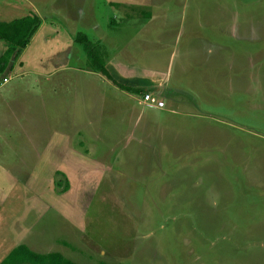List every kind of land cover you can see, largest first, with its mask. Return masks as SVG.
I'll return each instance as SVG.
<instances>
[{"label":"rangeland","instance_id":"374dc122","mask_svg":"<svg viewBox=\"0 0 264 264\" xmlns=\"http://www.w3.org/2000/svg\"><path fill=\"white\" fill-rule=\"evenodd\" d=\"M75 1L40 5L60 35L30 38L0 74V163L15 178L1 246L79 264H264V0H94L88 25L64 23ZM149 79L171 87L153 92L162 109L141 100Z\"/></svg>","mask_w":264,"mask_h":264},{"label":"trees","instance_id":"16d2710c","mask_svg":"<svg viewBox=\"0 0 264 264\" xmlns=\"http://www.w3.org/2000/svg\"><path fill=\"white\" fill-rule=\"evenodd\" d=\"M40 23V17L31 10L29 13L13 17L9 20H0V39L5 47L0 53V73L5 69L10 58H16L26 46L33 32ZM75 40L80 44L87 57L86 66L90 70L109 76L104 61L99 52L97 43L90 41L82 32L75 34ZM128 91L135 89L122 85ZM0 264H79L58 251L37 252L24 242L13 245L0 259Z\"/></svg>","mask_w":264,"mask_h":264},{"label":"crops","instance_id":"0c3cea01","mask_svg":"<svg viewBox=\"0 0 264 264\" xmlns=\"http://www.w3.org/2000/svg\"><path fill=\"white\" fill-rule=\"evenodd\" d=\"M47 1L48 0H41V1L40 0H0V20H9V19H11L13 17H18V16H21V15L27 14L31 10H33L40 17V23H39V25L37 26L36 30L33 32L32 36L30 38L32 39L34 37L36 40L44 42V41L47 40L48 37L51 36V34L52 35H56V36L60 35V31L57 29L59 27L57 25H54L55 28L52 25H50V27L52 28V31H53L50 34H47V32H45V31H43L41 29L42 24H43V20L41 18V14H40V11L38 9L41 6H44V5H48V4L52 5V3H55L56 0H49L48 3L46 4ZM102 1H103L102 5H101L102 8H105V7L109 8L113 1L115 3L125 4V5H128V6L130 5V3H136V4L145 3L147 5L146 7H149L150 9H153V7L156 4V3H154L153 0H145V1H141V2L139 0H134V1L133 0H102ZM90 10L91 11L95 10L94 0H77V1L74 2V6H73L72 11L71 10L67 11L69 13V15H70L69 19H67V13L65 15H63L62 18L65 20L64 23L67 22L69 24H72V22H73L72 20H74L76 22L77 21L78 22L81 21V22H83V24L88 25L86 23V20H88V16L87 15H88V12ZM230 23H232V22H230ZM100 24L101 23H100L99 19H95L92 25L93 26H96V25L100 26ZM1 41L3 42V40H1ZM29 41H30V39H29ZM27 44H26V46H27ZM206 44H207V46H206V48H207L210 44H208V42H206ZM4 47H5V44L3 42V44L0 45V53L3 51ZM207 50H210V49L207 48ZM102 59H103V57H102ZM103 61H104V59H103ZM104 66L108 70L107 63L105 61H104ZM91 71L93 72L94 70H91ZM95 72H97V71H95ZM101 75H103V74H101ZM162 81H164V80L163 79L162 80L161 79H158V80L149 79L148 82L146 83V87L151 89V92H156L157 94H160V96H162V94L169 93L171 91V87H169L170 85L168 87L167 86H163V84H162L163 82ZM2 84H3V82H0V85H2ZM127 85H130V84H127ZM126 92H129L131 94L132 91H126ZM157 98H159V96ZM0 101L2 102V100H0ZM4 102H6V100H3V103ZM176 105L177 104L169 105V107L168 108L166 107L165 109H167L171 113L172 112H176L175 111ZM148 107H150V109H162L163 108V106L162 107H156V106H153V105H148ZM155 121H156V123H159L158 120L155 119ZM142 124H143V126L145 128H147V126H148L147 123H142ZM14 180H15V178H14L13 174L11 173V171L8 168L3 167L1 165V163H0V207L3 205V204L1 205V203H3L7 199L6 197L9 194L8 193L9 187L12 186L11 183ZM16 238L17 237H15V239ZM19 242H22V241L19 240L18 242H15L13 245H15V244H17ZM13 245L8 247L7 249H4L6 247H2L1 246V242H0V259L7 253V251Z\"/></svg>","mask_w":264,"mask_h":264},{"label":"built area","instance_id":"2783aa9c","mask_svg":"<svg viewBox=\"0 0 264 264\" xmlns=\"http://www.w3.org/2000/svg\"><path fill=\"white\" fill-rule=\"evenodd\" d=\"M141 100L148 105H153L156 107L163 106V100L157 98V96L154 95L153 92L148 91V90H144L141 93Z\"/></svg>","mask_w":264,"mask_h":264}]
</instances>
